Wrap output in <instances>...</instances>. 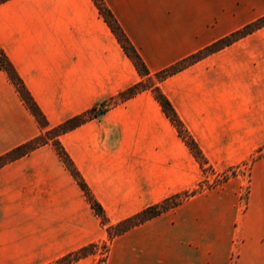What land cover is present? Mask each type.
<instances>
[{"label":"crops","instance_id":"crops-1","mask_svg":"<svg viewBox=\"0 0 264 264\" xmlns=\"http://www.w3.org/2000/svg\"><path fill=\"white\" fill-rule=\"evenodd\" d=\"M150 74L264 15V0H104ZM0 50L48 127L144 77L94 0H6ZM214 168L264 146V26L158 83ZM44 131L0 67V155ZM110 223L197 187L203 169L151 89L59 136ZM239 183L185 196L115 235L51 143L0 167V264H48L108 241L103 264H264V156ZM96 251L71 264H98Z\"/></svg>","mask_w":264,"mask_h":264},{"label":"trees","instance_id":"trees-1","mask_svg":"<svg viewBox=\"0 0 264 264\" xmlns=\"http://www.w3.org/2000/svg\"><path fill=\"white\" fill-rule=\"evenodd\" d=\"M4 1L6 0H0V4ZM94 2L97 5L98 9L100 10L104 19L107 21V23L110 25V27L116 34L125 53L132 60L138 72L144 78L138 81L137 83L133 84L132 86L128 87L127 89L119 92L117 95L111 97L105 103L100 104L98 107H94L86 112L69 117L68 119L64 120L63 122H61L60 124L54 127H48L47 120L44 114L42 113V111L40 110V108L32 98V96L30 95L29 91L27 90L22 79L20 78V76L12 66L11 62L8 60L6 55L0 50V67L7 72L10 80L13 82L17 91L19 92L22 100L24 101L26 106L30 109V111L34 114L39 124L44 128V131L35 138L25 141L13 147L9 151L3 153L2 155H0V167L9 161L15 160L29 153L30 151L34 150L35 148L43 144L51 143L55 147L60 159L63 161L66 168L70 171L72 176L79 184L80 188L83 190L94 212L98 215L102 224L105 226L109 241L115 235L120 234L128 230L129 228L174 207L175 205L180 203L185 196L199 193L204 189L209 188L210 185L208 184L206 187H202V183L200 182L196 188L184 193V195H174L168 197L160 201L159 203L148 206L145 209L141 210L140 212L130 217H127L119 222L110 223L104 212V209L102 208L100 203L96 201V199L92 196L88 186L84 182L80 173L74 166L72 160L70 159V157L64 150L63 146L61 145L59 136L67 132L68 130H71L76 126L82 124L86 120L100 114L106 108V106L117 104L131 96H134L139 91L149 88L153 92L155 98L160 103L166 116L175 126L178 134L183 138V140L188 145L193 155L196 157L202 168L205 170V165H208L207 159L205 158V156L197 146L196 142L187 131L186 127L179 118L178 114L176 113L175 109L173 108L168 98L161 91L158 83L163 79L167 78L168 76L204 58L205 56L222 49L223 47L229 45L235 40H238L246 36L247 34L252 33L258 28L264 26V15L256 18L255 20L249 23H246L245 25L232 31L228 35H225L224 37H221L211 42L210 44L204 46L203 48L197 50L196 52L189 54L188 56L176 61L171 65L166 66L165 68L159 71H156L155 73H153V75H151L145 62L139 55L134 45L131 43V41L124 33L123 29L119 25L113 13L105 5L104 0H94ZM225 175L227 177L228 174L226 173ZM108 241H103V243L106 244ZM95 245L96 243L81 247L75 251H72L58 258L54 262L48 264H71L72 262L80 258H83L85 256H88L89 254L94 253Z\"/></svg>","mask_w":264,"mask_h":264},{"label":"rangeland","instance_id":"rangeland-1","mask_svg":"<svg viewBox=\"0 0 264 264\" xmlns=\"http://www.w3.org/2000/svg\"><path fill=\"white\" fill-rule=\"evenodd\" d=\"M263 156H264V146L261 147L259 150L255 151L254 153H252V155H250L248 159L236 165H233V166L218 169V168L212 167L211 165L209 166V164L205 165V170L202 168L203 177L200 180V182L202 183V187H206L209 184L210 185L209 188H215V187H219L228 182L229 183H235V182L239 183L240 185L239 195H240V205H241L240 207L243 210H245L247 206V201H248V196H249L250 186H251L252 165H253V162L257 158L263 157ZM226 173L228 174L227 177L225 175ZM209 188H206L204 190H207ZM100 243L101 244L96 243L94 249H95V252L98 251L102 255V253L106 249V245L103 244V242H100ZM105 257L102 255L98 264H103ZM231 258H232L231 264H236V254L235 253L232 255Z\"/></svg>","mask_w":264,"mask_h":264},{"label":"built area","instance_id":"built-area-1","mask_svg":"<svg viewBox=\"0 0 264 264\" xmlns=\"http://www.w3.org/2000/svg\"><path fill=\"white\" fill-rule=\"evenodd\" d=\"M99 244H101V243H99ZM104 244V243H103ZM106 245V249H105V251L102 253V255L105 257L106 256V254H107V248H108V243L107 244H105Z\"/></svg>","mask_w":264,"mask_h":264}]
</instances>
